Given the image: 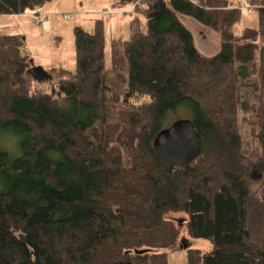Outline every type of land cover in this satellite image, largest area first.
<instances>
[{
	"label": "trees",
	"instance_id": "trees-1",
	"mask_svg": "<svg viewBox=\"0 0 264 264\" xmlns=\"http://www.w3.org/2000/svg\"><path fill=\"white\" fill-rule=\"evenodd\" d=\"M46 1L0 0V14ZM240 1L106 0L129 7L130 36L112 39L107 66L104 19L76 25V67H59L57 82L31 69L24 35L0 33V131L17 132L22 148L0 150V264H167L162 250L180 232L170 211L214 241L188 247L189 264H264V186L255 193L233 166L249 146L264 173V0H244L254 25ZM189 19L220 33L214 52ZM30 72L48 89L32 88ZM182 108L201 151L167 163L154 139Z\"/></svg>",
	"mask_w": 264,
	"mask_h": 264
},
{
	"label": "rangeland",
	"instance_id": "rangeland-1",
	"mask_svg": "<svg viewBox=\"0 0 264 264\" xmlns=\"http://www.w3.org/2000/svg\"><path fill=\"white\" fill-rule=\"evenodd\" d=\"M27 0H23L26 3ZM106 0H47L42 6L45 24L39 20L35 10L26 7L24 11L18 13L0 14V33L21 34L25 36L26 47L30 50L32 64L42 65L44 69L52 73L53 80L57 82L59 78V67L73 69L76 67V44L75 27L82 25L92 31L95 28V19L101 17L105 23V62L107 66L111 64L112 39L115 37L128 38L130 36L129 21L131 14L129 7L122 10H113L109 8ZM254 7H250L247 15L244 16V24L254 25L258 18ZM250 11V12H249ZM107 12V13H106ZM65 13H71V17L66 18ZM196 34V42L201 50L206 54L214 52L221 43L220 33L206 25L195 20L189 19ZM241 30L240 26L236 29ZM264 44V36L261 38ZM9 63V59H5ZM32 88L41 86L42 90L48 89L50 83L43 78L38 79L30 72L28 76ZM50 82V81H49ZM53 83V82H52ZM59 99L64 102V96ZM188 111L184 108L171 113L168 123L175 117L187 116ZM244 118V117H243ZM177 119V118H176ZM248 126L243 125V128ZM250 130V127H248ZM93 138L97 141L103 140L105 131L100 123H96L89 129ZM20 135L15 131H0V150H7L12 156L21 154ZM251 147L243 154H236L233 157V166L242 172L251 189L256 193L263 191L264 173L258 167V156L250 151ZM5 182L0 173V190ZM179 227V238L177 246L163 249L165 252L167 264H189L188 247H198L203 250L214 248V241L208 238L192 237L186 225L188 214L184 211H170L165 214ZM183 246H181V242ZM186 245V246H185Z\"/></svg>",
	"mask_w": 264,
	"mask_h": 264
},
{
	"label": "water",
	"instance_id": "water-1",
	"mask_svg": "<svg viewBox=\"0 0 264 264\" xmlns=\"http://www.w3.org/2000/svg\"><path fill=\"white\" fill-rule=\"evenodd\" d=\"M31 69L37 74L46 72L42 65L32 64ZM154 146L164 162L184 163L199 155L201 135L190 117H179L157 133ZM148 250L149 248H136L135 252L142 253Z\"/></svg>",
	"mask_w": 264,
	"mask_h": 264
},
{
	"label": "built area",
	"instance_id": "built-area-1",
	"mask_svg": "<svg viewBox=\"0 0 264 264\" xmlns=\"http://www.w3.org/2000/svg\"><path fill=\"white\" fill-rule=\"evenodd\" d=\"M239 5L240 6H242V7H246L247 8V11L250 9V7L249 6H247L246 4H245V2H244V0H241L240 1V3H239ZM41 11H42V8L41 7H37L36 8V14L38 15V17H39V20H40V22L42 23V24H45L46 23V20H45V18H44V14H43V12L41 13ZM250 12V11H249ZM71 13H65V17L66 18H69V17H71Z\"/></svg>",
	"mask_w": 264,
	"mask_h": 264
},
{
	"label": "crops",
	"instance_id": "crops-1",
	"mask_svg": "<svg viewBox=\"0 0 264 264\" xmlns=\"http://www.w3.org/2000/svg\"><path fill=\"white\" fill-rule=\"evenodd\" d=\"M117 10V9H116ZM119 10H122V9H119Z\"/></svg>",
	"mask_w": 264,
	"mask_h": 264
}]
</instances>
